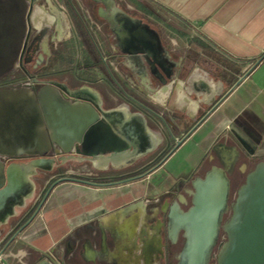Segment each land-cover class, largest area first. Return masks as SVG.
Masks as SVG:
<instances>
[{"label":"crops","instance_id":"0c3cea01","mask_svg":"<svg viewBox=\"0 0 264 264\" xmlns=\"http://www.w3.org/2000/svg\"><path fill=\"white\" fill-rule=\"evenodd\" d=\"M154 1L186 25L189 32L185 35L189 40L194 37L192 40L198 43L200 51L195 55L171 47L170 50L186 52L192 58L186 61L183 78L175 76L167 84H149L151 76L143 71L142 79L137 80L139 75L131 67V61L137 57L128 52L125 70L118 71L115 65L109 68L100 65L105 73L94 77L97 82L93 85L78 82L75 87H68L64 75L59 83L71 92L83 91L98 101V109L107 116L103 117V132L97 137L104 148L97 154H84L83 160L91 163L92 170L84 167L79 170L85 178L91 173V177L109 179L119 170H133L150 159L163 144L164 137L144 104L172 112L184 123L182 130L186 129L188 137L145 178L86 183L68 172L70 176L57 180L43 199L34 221L10 235L47 180L58 176L64 163L81 161L80 154L60 155L54 150L45 157L48 167L34 163L36 157L27 155L39 153L43 143L27 126L28 101H11L12 106L22 108V123L11 129L13 135L8 136L7 142H1L0 146L8 150L0 152L24 156L4 158L5 166L12 172V191L0 197V251L4 250L1 246L5 242L7 249H14L10 254L20 264L28 261L38 264L42 258L57 264L73 251L79 264H144L140 259L143 230L148 237L154 235L153 214L148 211L145 199L157 195L163 182L187 181L196 171H206L214 160H219L214 149L217 145L234 147L250 158L251 154L242 149L239 134L256 143L254 154H264V0ZM123 3L126 11L134 8L138 14H133L143 15L144 8ZM64 24L63 35L68 36L69 28ZM169 41L176 44L172 38ZM91 55L85 58L91 60ZM97 55L101 60L102 55ZM197 62L202 69L196 70ZM114 74L125 82L124 90L110 81H100ZM198 81L217 85L218 92L210 102L199 99L200 95L209 99L211 91L209 88L206 91L205 85L198 86ZM112 138L114 146L110 143ZM184 144L181 163L168 168V162ZM99 159H105L106 163L96 165ZM37 171L42 173L40 177L33 176ZM96 225L103 231L102 246L93 235L92 226ZM155 254L150 253L149 264L156 263Z\"/></svg>","mask_w":264,"mask_h":264},{"label":"flooded vegetation","instance_id":"af4514ba","mask_svg":"<svg viewBox=\"0 0 264 264\" xmlns=\"http://www.w3.org/2000/svg\"><path fill=\"white\" fill-rule=\"evenodd\" d=\"M26 10L24 15L25 32L20 46L18 58L11 70L0 78V112L9 108L11 101H15L14 96H19L21 101H26L25 94L11 93L6 91L9 89L25 91L26 88L38 90L45 84L53 83L57 86L62 94H69V90L59 83L64 75H67L66 84L68 87H75L78 82L87 85H93L97 80L92 75V69L96 66H104L109 68L115 65V68L125 70L127 67L126 53L129 50H139L140 48L152 49L155 47L153 54L143 53L131 61V67L142 79V71L148 72L151 76L149 84H167L171 78H183L186 74V61L191 59L185 52L172 51L168 47L165 39L160 31L155 27L152 20L145 18L143 15H136L133 12L126 11L124 1L119 3L117 0H26ZM142 7V6H140ZM124 11L131 17L132 21L128 22L118 14V11ZM68 21L69 35H63V23ZM139 21V22H138ZM146 29L149 32H154L157 35V41L152 40L149 34L142 36L140 29ZM98 30L102 35V48L106 52V56L102 55V49L97 45L95 40V30ZM80 31V33L78 32ZM79 33V34H78ZM72 37L75 42V49L79 54L75 62H67V56L70 50L65 48L63 42L65 39ZM65 38V39H64ZM84 41V42H83ZM92 49V50H91ZM97 52L102 55L100 63H95L85 55ZM61 66H54L55 62ZM67 64L65 67L64 64ZM114 63V64H113ZM196 70L202 69L197 62ZM72 70L71 72L68 70ZM131 69V68H130ZM80 72V73H79ZM52 74L61 75L53 78ZM119 78V77H118ZM186 79V77H185ZM29 82H26V81ZM57 80V81H56ZM102 82H112L120 89L124 90L125 82L115 75L112 78L103 77ZM195 89L196 87L193 86ZM197 91V90H196ZM209 99L199 96L201 101L210 102L213 95L218 92L217 85L210 89ZM10 92V93H8ZM199 92V91H197ZM74 101V98L71 99ZM10 103V104H9ZM147 104H144L145 108ZM173 117L174 122L164 123L157 118L159 127L163 134V144L147 161L139 164L135 169L119 170L117 175L111 176L109 179L97 177L87 178L90 181H84L83 175H78L77 179L88 183H100L106 180L123 181L134 177L145 178L151 172L161 165L173 151L188 137V133L182 128L185 127L180 118L172 112H168ZM0 144L7 142L9 135H13L12 130H7V126L0 117ZM172 120V119H171ZM249 126V125H248ZM103 127V126H102ZM103 132V131H102ZM101 132V134H102ZM238 133V132H236ZM15 134V133H14ZM137 134V133H136ZM111 145L114 146V138L111 139ZM138 140V139H137ZM238 140L245 149L251 154L250 158H246V153L238 151V158L233 166L232 171L228 174L231 183L236 173H243L251 164L252 160L259 159L261 155L254 154L257 149L256 143L245 139L244 136L238 135ZM105 145L95 146L88 139L85 143H79L76 149L79 159L83 160L84 154L99 153ZM58 147L53 146V149ZM8 150L7 147L0 146V150ZM83 155V156H82ZM75 159V158H74ZM264 159V157H263ZM244 162L245 166L241 168L239 165ZM213 164H220L219 160H214ZM48 167V162L40 164ZM134 168V167H133ZM33 176L40 177L41 172L32 173ZM201 172L199 176H202ZM115 180H114V179ZM52 178L47 180V183L40 189L38 198L27 208V204L23 202L24 214L22 221L17 226L11 229L10 235L18 233L20 230L26 229L37 216L42 206V201L50 193L55 186ZM188 181V180H187ZM186 179H182L174 183L171 180L162 183V190L157 195H150L145 200L148 202L147 209L153 214L151 219V228L154 231L152 237L147 236L146 230H143L145 237H142V251L140 259L144 260V264H149L150 253L155 254V264H177L178 254L184 244L185 238L183 231L179 230L175 235L168 229L169 210L173 201H178L182 209H186L190 205L191 196L190 189L192 188L191 181L187 183ZM182 195L185 202H180L179 197ZM93 235L98 237L100 245L104 244L103 231L99 226H92ZM5 244V242H4ZM2 245L1 249H5L6 245ZM218 241L215 248L218 246ZM214 248V249H215ZM213 255V254H212ZM57 264H79L76 258L75 251L69 253L65 258L60 259Z\"/></svg>","mask_w":264,"mask_h":264},{"label":"water","instance_id":"95a60500","mask_svg":"<svg viewBox=\"0 0 264 264\" xmlns=\"http://www.w3.org/2000/svg\"><path fill=\"white\" fill-rule=\"evenodd\" d=\"M26 5V0H0V78L11 70L18 58L25 32ZM117 11L124 20L132 21L124 11ZM140 33L142 36L149 34L154 42L157 41L154 32L142 28ZM154 50L155 47L150 50L140 48L129 50L128 54L137 57L144 52L153 54ZM6 91L24 93L28 101L27 126L31 134L43 143V149L39 153L27 155L36 157L34 163L47 162L45 157L54 150L60 155L78 153L77 144L85 143L88 139L95 146L101 144L97 137L103 130V117L107 116L98 109V101L83 94V91L62 94L53 83L45 84L36 91L32 88ZM14 97L15 101L22 99ZM70 98H74V101ZM214 101L213 98L212 103ZM21 109L18 105H9L8 109L0 112L7 130L20 126ZM53 146L58 148L53 149ZM220 147L230 150L229 159L220 155ZM214 149L220 164H212L202 176L192 179L190 205L182 209L175 200L170 206L168 229L174 235L182 230L185 238L177 264H210L219 239L229 206L228 174L238 158V151L224 145H217ZM20 156L24 155L0 152V197L12 191V172L9 166H5L4 158ZM84 181L90 180L84 178ZM179 201L185 202L182 195ZM225 230L228 238L222 246L217 264H264V161L257 163L254 170L246 176L245 184L232 205V216L225 225ZM1 261L8 264L5 259ZM38 264L53 263L42 258Z\"/></svg>","mask_w":264,"mask_h":264},{"label":"rangeland","instance_id":"374dc122","mask_svg":"<svg viewBox=\"0 0 264 264\" xmlns=\"http://www.w3.org/2000/svg\"><path fill=\"white\" fill-rule=\"evenodd\" d=\"M126 2V3H131L135 8H138L137 6H142V8H144L143 11V16L147 19H150L153 21V23L155 24V27L160 31V33L162 34L163 38L165 39L167 45L169 48L171 47H176L177 50H188V53L190 54H195L197 55V51H200V47L198 45V43H196V41L194 40V37L189 40V36L187 37L185 35V33L189 32V29L186 27V25H184V23H182V21L176 19V17L174 18L172 15H170L169 13H167L163 8H161L154 0H117V2L121 3V2ZM146 10V11H145ZM136 10L130 9V12H135ZM148 12V13H147ZM138 14V13H137ZM67 21H64V27L68 26V24L66 23ZM68 30V29H67ZM78 32L80 33V31L78 30ZM78 33V34H79ZM95 40L97 42V45L104 50V48H102V35L100 34V32L96 29L95 30ZM168 37V38H167ZM169 38H172L176 41V44L173 45L170 41ZM65 39V38H64ZM84 42V41H83ZM65 45V48L70 50V54H68L67 56V62H75V60H77V57H79L80 53L76 52V49L74 47L75 42L72 39V37H69L67 39L64 40L63 42ZM206 48V47H205ZM92 50V49H91ZM106 53V52H105ZM103 56H106L105 54ZM91 60L95 63H100V57L99 55H97V52L93 53V55L90 56ZM60 63H58L57 61L54 63V66H61L59 65ZM67 66V64L65 63L64 66ZM65 66V67H66ZM71 72L72 70H68V72ZM92 75L93 77H96L98 75H102L104 72L103 67L101 66H97L95 69L92 70ZM80 73V72H79ZM115 75V74H114ZM61 75H56V74H52L53 78L56 77H60ZM115 77L117 79L118 78L117 75H115ZM172 121L174 122L173 117L171 116ZM183 147V148H182ZM180 148V152L177 155H174V157L172 158L171 162H168L167 167L171 168L174 167L175 165H179L181 163V155L184 152L185 149V144ZM256 155H261L262 157H260L259 159H255L251 161L250 166L248 167V169L245 170V172L241 173H236L234 176V179L231 183V189H230V195H229V206L228 209L224 215V219H223V223H222V228L220 230V234H219V239L218 241L222 240V243L219 244L213 252V255L211 257L210 263H216L218 262V258H219V254L220 251L222 249L223 244L227 241V233L225 230V225L229 222L231 216H232V205L235 203L236 199L238 198V194L239 191L241 189V187L245 184L246 181V176L248 175L249 172L253 171L256 164L259 163L260 161H264L263 157L264 154H262L261 152L256 153ZM241 168H243L245 166L244 162L242 161L239 165ZM79 167H84V170H92L91 167V163L88 162L87 160H81V161H69L68 163H64L60 174L58 176H56L55 178H53L51 180L54 182H57V180L63 178L64 176H70V174H68V172L75 174V175H83L80 170ZM209 167H207L208 169ZM205 170V169H204ZM161 172H165L164 170H161ZM201 172H205L203 170H199L196 171V173L192 174L190 177H188V181L187 183L190 182V180L197 174H200ZM85 173V172H84ZM2 252H4L5 254H8V256L6 257V260L9 264H20L16 258H14L10 253L15 252L14 249H7L5 248ZM30 261H28V264ZM0 264H3L2 262H0Z\"/></svg>","mask_w":264,"mask_h":264},{"label":"built area","instance_id":"2783aa9c","mask_svg":"<svg viewBox=\"0 0 264 264\" xmlns=\"http://www.w3.org/2000/svg\"><path fill=\"white\" fill-rule=\"evenodd\" d=\"M26 82H29L28 80ZM145 110L152 116V117H155L159 120V122L161 123V121H163L164 123H171V116L169 115V113L165 110V109H158L157 107H155L154 105L152 104H147L145 106ZM90 176L88 178L91 177V173H89ZM222 243V240L218 241V244H221ZM5 256V253L0 251V262L1 259H5L4 258ZM6 260V259H5ZM210 264H216V263H210Z\"/></svg>","mask_w":264,"mask_h":264},{"label":"bare ground","instance_id":"6f19581e","mask_svg":"<svg viewBox=\"0 0 264 264\" xmlns=\"http://www.w3.org/2000/svg\"><path fill=\"white\" fill-rule=\"evenodd\" d=\"M197 85L198 86H202V85H205L206 87H207V89H206V91H208L209 89H212L214 86L212 85V86H210V85H207V84H204L203 83V81H198L197 82ZM209 88V89H208ZM71 92V91H70ZM71 93H73V92H71ZM218 151H219V153H220V155L224 158V159H229L230 157H231V152H230V150L229 149H227V148H222V147H220L219 149H218ZM106 163V160L105 159H99V160H96L95 161V164L96 165H104Z\"/></svg>","mask_w":264,"mask_h":264}]
</instances>
